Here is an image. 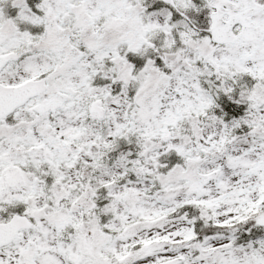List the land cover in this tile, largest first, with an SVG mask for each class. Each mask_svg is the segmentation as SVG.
<instances>
[{
  "label": "snow or ice",
  "instance_id": "1",
  "mask_svg": "<svg viewBox=\"0 0 264 264\" xmlns=\"http://www.w3.org/2000/svg\"><path fill=\"white\" fill-rule=\"evenodd\" d=\"M0 264H264V0H0Z\"/></svg>",
  "mask_w": 264,
  "mask_h": 264
}]
</instances>
